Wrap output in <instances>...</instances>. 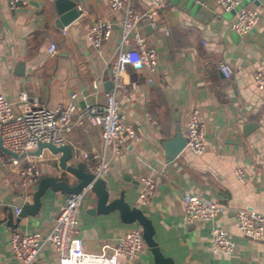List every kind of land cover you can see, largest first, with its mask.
Wrapping results in <instances>:
<instances>
[{"label":"crops","instance_id":"0c3cea01","mask_svg":"<svg viewBox=\"0 0 264 264\" xmlns=\"http://www.w3.org/2000/svg\"><path fill=\"white\" fill-rule=\"evenodd\" d=\"M153 1L130 0V5L142 11ZM192 1L164 0L155 27L139 23L156 50L157 70L150 82L144 69L131 65L122 74L130 98L117 93L120 110L125 122L141 133L138 139L125 137L119 154L108 150L110 169L103 179L114 195L122 191L124 200L149 218L154 241L174 264H264V240L243 235L234 215L239 208L264 213V88H257L252 79L255 70H264V0H241L260 11L259 21L244 35L230 28L235 10H223L217 0H195L205 7L196 17L188 7ZM76 7L79 15L60 25L55 0H30L16 8L0 0V94L14 102L24 90L51 109L72 100L75 109L65 142L72 156L67 162L81 163L88 170L102 141L100 128L90 123L83 108L85 102L101 107L104 92L112 86L120 12L110 9L107 0H76ZM98 18L112 24V34L95 48L86 32ZM49 42L55 45L52 53L46 50ZM221 62L230 68L229 78L222 75ZM73 92L77 97L71 99ZM193 108L202 117L205 151L195 154L184 146L176 156H167L163 140L176 131L185 138ZM31 157L40 168L39 179L53 175L70 185L77 182L71 173L60 170L58 154L48 148ZM27 163L21 159L13 164L12 156L0 150V264H21L10 250V233L47 232L68 195L47 188L35 213L19 215L17 199L31 203L38 183H19L18 170ZM234 168L243 172V182L234 177ZM147 173L157 185L150 202L144 203L138 197L139 178ZM185 193L211 199L225 209L211 221L188 223L183 216ZM96 203V195L88 190L77 213L79 236L90 251H98L104 241L115 244L128 228L139 227L125 222L116 209L95 211ZM213 227L225 230L235 242L232 252L212 251ZM152 261L146 246L138 258H120L117 264ZM31 264L60 262L47 242Z\"/></svg>","mask_w":264,"mask_h":264},{"label":"built area","instance_id":"2783aa9c","mask_svg":"<svg viewBox=\"0 0 264 264\" xmlns=\"http://www.w3.org/2000/svg\"><path fill=\"white\" fill-rule=\"evenodd\" d=\"M29 1L8 0V6L16 8ZM217 1L223 10H235L230 28L240 35L246 34L259 21L260 11L257 6L242 5L241 0ZM107 2L110 9L120 12L118 52L111 66L112 86L104 92L101 107L85 102L83 108L90 123L100 128L102 148L99 152H94V162L88 167L95 178H103L110 169L108 150L119 154L125 146V137L139 138L141 129L125 122L117 93L121 92L124 99L130 98L129 89L122 79L127 65L144 69L146 81L152 80L158 64L156 50L139 29V23L145 22L155 27L158 10L165 3L164 0H154L144 10L137 11L131 7L130 0H107ZM66 29V25L62 26L61 32L65 34ZM111 34L112 24L98 18L88 26L86 37L92 46L100 48ZM46 50L50 53L54 52V43L49 42ZM219 69L225 78L230 77L231 70L227 64L219 63ZM252 79L257 88H264V70H255ZM76 97L75 92L70 96L71 99ZM81 98L83 99V96ZM74 109L75 104L72 100L63 106L47 108L24 90L19 91L14 102L0 94L2 144L17 154H24L21 158L12 157L13 164H18L21 159L28 160V163L18 170L19 183L29 186L38 181L41 175L40 168L29 152L35 150L38 143L43 141H49L56 146L64 144L66 135L71 130V113ZM185 138V148L191 152L201 154L205 151L203 122L197 108L191 109L188 114ZM233 175L241 182L245 180L239 168H234ZM139 181L138 197L142 202L149 203L156 189L157 180L152 174L147 173L141 175ZM88 190L90 185L65 197L47 232L10 233V250L21 264H31L47 242L53 245L60 264H117L120 258L136 259L141 255L146 245L138 226L128 228L115 244L102 242L98 251H90L85 246L78 232L77 213ZM23 199L25 200L24 197ZM182 203L184 220L188 223L211 221L225 209L216 201L191 193L183 194ZM16 212L19 213L18 207ZM234 215L236 226L243 235L253 240H264V213L251 208H239ZM211 248L216 253H228L234 250L235 242L225 230L213 227Z\"/></svg>","mask_w":264,"mask_h":264},{"label":"water","instance_id":"95a60500","mask_svg":"<svg viewBox=\"0 0 264 264\" xmlns=\"http://www.w3.org/2000/svg\"><path fill=\"white\" fill-rule=\"evenodd\" d=\"M55 4L60 13L59 24L64 25L79 15L76 7V0H55ZM189 10H191L196 17H200L205 7L200 5L197 1L193 0L189 3ZM186 138L182 136L179 131H176L169 139L163 140L162 144L165 148L166 155L169 157L176 156L185 146ZM43 148L54 154H58V166L61 170L71 173L76 177L77 182L70 185L65 179H56L53 175L42 176L37 183L36 189L32 192V202H26L22 197L17 199L16 205L19 208V215L35 213L40 204V197L47 188L53 191L61 190L65 193H77L84 186L90 185V190L94 192L97 198L95 211L107 212L110 210H118L121 218L127 222H136L142 233V238L145 245L149 248L153 261L149 264H174V262L164 256L159 250L156 242L153 239L154 228L151 221L147 218L142 210L133 205L130 206L124 200V193L120 191L114 195L106 186L103 178L94 177V174L89 170H84L81 163L69 164L67 161L72 156V149L67 144L54 145L49 141L39 142L35 150L29 152L30 155H39ZM0 150L9 154L14 158H21L23 153H15L6 148L0 138Z\"/></svg>","mask_w":264,"mask_h":264}]
</instances>
